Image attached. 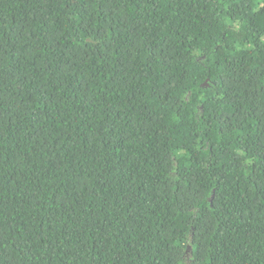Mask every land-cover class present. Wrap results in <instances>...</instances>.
Masks as SVG:
<instances>
[{"label": "trees", "instance_id": "16d2710c", "mask_svg": "<svg viewBox=\"0 0 264 264\" xmlns=\"http://www.w3.org/2000/svg\"><path fill=\"white\" fill-rule=\"evenodd\" d=\"M0 264H264V0H0Z\"/></svg>", "mask_w": 264, "mask_h": 264}, {"label": "water", "instance_id": "95a60500", "mask_svg": "<svg viewBox=\"0 0 264 264\" xmlns=\"http://www.w3.org/2000/svg\"><path fill=\"white\" fill-rule=\"evenodd\" d=\"M189 248H190V246H189Z\"/></svg>", "mask_w": 264, "mask_h": 264}]
</instances>
